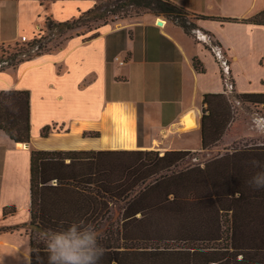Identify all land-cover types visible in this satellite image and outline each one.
Listing matches in <instances>:
<instances>
[{
  "label": "trees",
  "instance_id": "16d2710c",
  "mask_svg": "<svg viewBox=\"0 0 264 264\" xmlns=\"http://www.w3.org/2000/svg\"><path fill=\"white\" fill-rule=\"evenodd\" d=\"M113 3L108 11L115 16H163L189 35L201 28L199 19H216L191 13L172 0ZM104 13L87 11L95 19L106 17ZM80 19L54 23L48 18L46 24L70 30ZM241 22L264 25V10ZM39 43L23 42L37 51L26 57L12 54L11 66L47 53ZM194 65L204 71L198 59ZM236 95L252 106H264V92ZM202 104L200 150L207 151L223 140L235 116L226 93H207ZM0 129L15 143L30 145L29 91L0 92ZM51 130L43 127L41 136L48 137ZM191 154L31 149L30 264H47L46 243H38V236L79 220L95 226L105 249L99 264H264V188L249 184L260 171L252 161L264 164V144L233 145L209 160L184 165ZM12 229L16 226L0 231Z\"/></svg>",
  "mask_w": 264,
  "mask_h": 264
},
{
  "label": "crops",
  "instance_id": "0c3cea01",
  "mask_svg": "<svg viewBox=\"0 0 264 264\" xmlns=\"http://www.w3.org/2000/svg\"><path fill=\"white\" fill-rule=\"evenodd\" d=\"M172 1L191 13L216 19H199L201 28L189 35L163 16L144 14L117 24H102L90 39L70 36L55 51L0 70V92H30L34 147L49 148L45 146L49 138L41 136L43 127L66 122L63 115L71 107L77 114L68 121L74 127H87L102 122L108 116L109 103L118 102L136 113L139 136L147 130L154 138L157 131L171 129L178 138L196 135L195 149H200L204 95L230 90L223 79V63L238 93L264 92V25L240 20L264 10V0ZM93 2L0 0V44L25 42L23 37L30 41L48 18L68 21L89 10ZM221 18L239 21L222 22ZM204 34L215 41L212 48L201 39ZM195 59L204 71L195 68ZM190 111L195 112L197 127L185 129ZM187 145L186 141L176 143L171 149H193ZM31 149V145L15 143L0 129V227L31 218ZM10 207L15 212L5 215ZM29 241L22 229L0 231V264H30Z\"/></svg>",
  "mask_w": 264,
  "mask_h": 264
},
{
  "label": "rangeland",
  "instance_id": "374dc122",
  "mask_svg": "<svg viewBox=\"0 0 264 264\" xmlns=\"http://www.w3.org/2000/svg\"><path fill=\"white\" fill-rule=\"evenodd\" d=\"M116 3V0H94L93 5L90 9H95V12L99 13H106V17L95 19L91 15L87 14V11H83L77 16H74L72 19H78L81 18L79 23L75 26L74 29L67 30L65 28H58V27H51L50 25L45 23V26L43 29L39 32L37 36H35L33 39L36 41H40L39 44L43 45V50L47 52L55 51L61 46H63L64 42L67 38L74 35H82L85 38H89L92 34L98 31V28L105 22L109 24H117L124 22L126 20H131L132 18H137L134 12H131L133 16L123 17L118 15H113L112 12L108 11V8L113 9L114 3ZM89 9V10H90ZM190 12V11H189ZM104 13V14H105ZM143 14V13H142ZM141 14V15H142ZM122 15V13L120 14ZM144 15V14H143ZM54 23H58L54 19ZM115 21H112V20ZM242 20V19H240ZM63 22V21H62ZM104 23V24H107ZM197 33V32H196ZM32 39V40H33ZM204 40V43L208 44L210 48H212L213 45H215V41L211 37V35L202 36ZM30 40V41H32ZM29 41H25L24 43H27ZM38 47H34L31 49L29 46H26L23 44V42H17L12 44H0V59H3L0 61V70L6 69V68H14L11 66L10 63L12 61L8 59L9 56H11L14 53H22L23 57L28 56L29 54H35ZM222 58V57H221ZM5 60V61H4ZM10 64V66H9ZM223 67H225V71H223V79L225 82H227L228 86L230 87V90L226 92V94L229 96V100L231 104H233L232 107V113L235 116L228 132V136L226 138H223L222 141H220L216 146H213L210 150L207 151H201L200 149H195L196 146H198V139L196 135L192 134L191 136H184L182 138L174 137L173 131L171 129L167 130L166 132L162 133L157 131L154 133V138L150 137L148 135V131L146 130L145 134H138V124L136 119V140H137V146H139L137 149H124L120 148L126 145L127 136L123 130V127L120 125V121L116 117L107 116L103 117L104 119L102 122L99 120L97 123H91L87 125V127H84L79 132L74 133L76 135H79L82 139H96L97 141H94V145L91 144L90 141H86L84 144H87L86 146H94V147H81L78 145V143H73L72 138H67L66 144L69 145L68 148H59L58 143L54 142L51 143L52 147L46 148V150H157L160 151L161 155L164 154L165 151L168 149H171L173 145L176 146V143H185L187 142V146H192L193 149L191 151L193 154L189 155V157L186 159L184 165L186 164H195L199 161H206L209 160L215 156H217L220 153H225L226 151H229L231 147L234 145L236 147L242 146V145H249V144H264V106L258 105V106H252L242 99H239L236 95L237 91L235 90V82L232 77V75L226 73V63H223ZM227 90V89H226ZM54 112V108L51 110ZM62 110L60 109V112ZM59 111H56L58 113ZM203 113V112H202ZM74 114H77L76 111H74L73 107H71V110H67V112H64L63 119L65 117L67 118L66 122L63 123H53L49 124L52 127V130L48 137L43 138H52V136L56 135H62L64 137H71L73 134V128L74 125L72 122H69V118L71 116H74ZM136 117V113H135ZM201 125V122H200ZM86 126V125H85ZM231 135V136H230ZM79 138V139H80ZM47 139V140H49ZM47 142V141H46ZM39 142L34 143V145H37ZM50 144V143H49ZM32 149H38L37 147H34L33 144L30 142ZM43 146V143L42 145ZM140 146H143L144 148H141ZM14 207L6 209L7 214H13L15 212L13 211ZM31 218L25 222V223H18L17 225H13V227L16 226L17 230L23 231V233L31 232V229L28 227V224L30 222ZM3 227H11V226H3ZM0 227V228H3ZM8 230V231H13ZM29 237V235H28ZM30 240V239H29ZM38 243L44 244L47 241V237H41L38 236ZM30 242V241H29Z\"/></svg>",
  "mask_w": 264,
  "mask_h": 264
},
{
  "label": "clouds",
  "instance_id": "9594fccd",
  "mask_svg": "<svg viewBox=\"0 0 264 264\" xmlns=\"http://www.w3.org/2000/svg\"><path fill=\"white\" fill-rule=\"evenodd\" d=\"M250 179L254 189L264 188V164ZM47 264H99L105 249L98 243L95 226L83 220L73 221L59 230H50L46 241Z\"/></svg>",
  "mask_w": 264,
  "mask_h": 264
},
{
  "label": "bare ground",
  "instance_id": "6f19581e",
  "mask_svg": "<svg viewBox=\"0 0 264 264\" xmlns=\"http://www.w3.org/2000/svg\"><path fill=\"white\" fill-rule=\"evenodd\" d=\"M106 115L116 117L120 121V125L123 127V130L127 136L126 145L120 148L124 149H136L137 148V140H136V121H135V115L133 110L129 105L118 103V102H112L109 103V105L106 107ZM188 118L186 121V127L185 129H191L197 127V119L195 116L194 111H190L188 113ZM196 125V126H195ZM195 126V127H194ZM85 125L82 126H76L74 127V132L71 137H64L62 135H56L52 136L49 140H46V147H52L51 143H58L59 148H68L69 145L66 144L67 138H72L73 143H78L81 147H94V146H86L87 144H84L86 141H90L92 145H94V141H97L96 139H82L79 137V135H76L74 133L79 132L81 129H83ZM80 138V139H79ZM50 143V144H49Z\"/></svg>",
  "mask_w": 264,
  "mask_h": 264
},
{
  "label": "water",
  "instance_id": "95a60500",
  "mask_svg": "<svg viewBox=\"0 0 264 264\" xmlns=\"http://www.w3.org/2000/svg\"><path fill=\"white\" fill-rule=\"evenodd\" d=\"M158 24L161 25V24H162V20H159V21H158Z\"/></svg>",
  "mask_w": 264,
  "mask_h": 264
},
{
  "label": "built area",
  "instance_id": "2783aa9c",
  "mask_svg": "<svg viewBox=\"0 0 264 264\" xmlns=\"http://www.w3.org/2000/svg\"><path fill=\"white\" fill-rule=\"evenodd\" d=\"M23 41H26V38L25 37H23Z\"/></svg>",
  "mask_w": 264,
  "mask_h": 264
}]
</instances>
